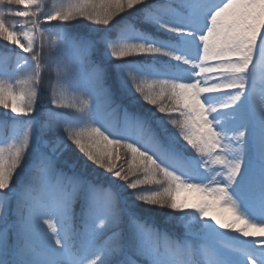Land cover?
Returning <instances> with one entry per match:
<instances>
[{
  "label": "snow or ice",
  "instance_id": "snow-or-ice-1",
  "mask_svg": "<svg viewBox=\"0 0 264 264\" xmlns=\"http://www.w3.org/2000/svg\"><path fill=\"white\" fill-rule=\"evenodd\" d=\"M0 40V264H264V0H0Z\"/></svg>",
  "mask_w": 264,
  "mask_h": 264
},
{
  "label": "rangeland",
  "instance_id": "rangeland-1",
  "mask_svg": "<svg viewBox=\"0 0 264 264\" xmlns=\"http://www.w3.org/2000/svg\"><path fill=\"white\" fill-rule=\"evenodd\" d=\"M50 1H52V0H46L47 3L50 2ZM60 2H61V0H54L51 6L49 4L48 5L51 8L54 4H58ZM5 10L7 12V8ZM5 19H6V21H8L10 19V22L12 24L18 18H15L13 16L11 17V15H6ZM55 23L56 22H53V24H55ZM18 52H19V49H16L15 46L7 45L6 42L0 40V72L5 71V66H7V68H13L14 67V64H15V54L18 53ZM47 52H48V47H47V44H46L45 45V49H44L45 56L47 55ZM71 58H72V54L70 52L69 53H64V54H59V53L57 54V59L60 60L62 63L63 62L70 61ZM8 71L15 78L23 79V78H26L31 73L32 69L31 68H25L23 71H19V72H15V73L11 72L10 70H8ZM43 72L45 74V70ZM16 74H22V75H21V77H17ZM48 80H45V78H44L43 81H48ZM39 90L41 91L40 86H39ZM38 107H39V111L41 113H43L46 110V108L51 107V104H50V102H47V101L41 99L40 102H39V104H38ZM0 108H1L0 109V112H1V114L3 113L2 114L3 117H9V118L11 117V113L10 112L8 113L7 116H5L6 110L3 109L2 107H0ZM142 114H143V112H142ZM24 119H27V118H24ZM9 129L10 128H7L6 129V132H8ZM11 134H12V129H11ZM253 135H256V133L253 132ZM75 170H79L80 171L79 165H77V167L75 168ZM157 218H160V217H157ZM160 219H162V218H160ZM162 220L164 221V219H162ZM165 223H168L167 224V226H168L167 227V231H169V233L173 234L174 236L176 235L179 238H183L184 230H183L182 227H180L176 223V221L165 222ZM160 226H162V225H160Z\"/></svg>",
  "mask_w": 264,
  "mask_h": 264
},
{
  "label": "trees",
  "instance_id": "trees-1",
  "mask_svg": "<svg viewBox=\"0 0 264 264\" xmlns=\"http://www.w3.org/2000/svg\"><path fill=\"white\" fill-rule=\"evenodd\" d=\"M53 1L54 0H52V1H50V2H48V4L51 6L52 5V3H53ZM16 7L17 6H15V5H13L12 6V8H13V10H15L16 9ZM12 17V16H11ZM9 24H11V22H10V19L7 21ZM48 53V52H47ZM11 70V68H7V66H5V70ZM8 74L9 75H11L10 73H9V71H8ZM21 75L22 74H16V76L17 77H21ZM44 78H45V80H48L49 78V80L48 81H43L44 80ZM55 74H54V72H52V71H50V70H48V69H45V74H44V72H42V76H41V83H40V88H41V91H40V95H41V99H43V100H45V101H47V102H49V100H48V97H49V94H50V92H51V87H50V85H51V83L55 80ZM69 95H72L71 93H69ZM125 103H126V101H125ZM145 108H147L148 106L147 105H145L144 106ZM1 109V108H0ZM3 111V110H2ZM141 111V113L144 111L143 109H141L140 110ZM3 114V113H2ZM2 114H1V112H0V120H7L8 119V117L6 118V117H3L2 116ZM157 115H159L158 113H157ZM102 122H103V124L106 126V127H117V128H119V127H121V125H122V117L120 116V115H118V114H114V113H110V112H107V111H105L103 114H102ZM7 128H10V127H0V140H4V139H6L7 137H9V135L11 134V128L8 130V132H6V129ZM74 171H76V172H80L79 170H75L74 169ZM98 171H100V172H103V170H98ZM85 175H87V173H84ZM93 175H95V174H93ZM122 183V182H121ZM11 208L12 209H14L15 208V201H13L12 203H11ZM164 211H167V210H164ZM160 218H162V217H160ZM160 218H156V223H157V225H158V227L162 230V231H166L170 236H172V237H178V236H174L173 234H171V233H169V231H167V224L168 223H165V221H163L162 219H160ZM9 219L10 220H14L15 219V216L14 215H10V217H9ZM177 223V222H176ZM160 225H162V226H160Z\"/></svg>",
  "mask_w": 264,
  "mask_h": 264
},
{
  "label": "bare ground",
  "instance_id": "bare-ground-1",
  "mask_svg": "<svg viewBox=\"0 0 264 264\" xmlns=\"http://www.w3.org/2000/svg\"><path fill=\"white\" fill-rule=\"evenodd\" d=\"M255 71H256V77H257L258 82L261 79H264V61H258ZM252 131L255 132L256 135L258 134V128H256L255 126H253Z\"/></svg>",
  "mask_w": 264,
  "mask_h": 264
}]
</instances>
